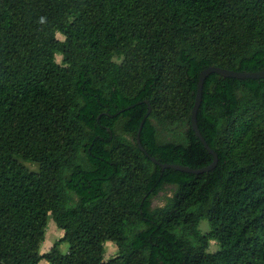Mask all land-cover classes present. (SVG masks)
<instances>
[{
  "label": "trees",
  "instance_id": "1",
  "mask_svg": "<svg viewBox=\"0 0 264 264\" xmlns=\"http://www.w3.org/2000/svg\"><path fill=\"white\" fill-rule=\"evenodd\" d=\"M209 66L264 69V0H0V264H264V78L205 79L212 170L136 144L147 100L149 156L212 162Z\"/></svg>",
  "mask_w": 264,
  "mask_h": 264
},
{
  "label": "water",
  "instance_id": "2",
  "mask_svg": "<svg viewBox=\"0 0 264 264\" xmlns=\"http://www.w3.org/2000/svg\"><path fill=\"white\" fill-rule=\"evenodd\" d=\"M212 73H216V74L223 76V77H230V78H235V79L264 78V69L261 71H256V72H240V71H234V70H230V69L220 68L217 66H209L200 72L198 79H197V83H196L194 102H193V106L191 108V113H190V126H191V129H192L194 135L199 139V141L204 146V148L212 156V162L208 166L202 167V168H190L188 166H183V165L160 163L154 157L148 155V153L141 146L140 139H139L141 128H142V125L144 123V120L146 119L147 114L150 113L149 102L147 100H145L144 103L148 106V111H147V114L145 115L144 119L140 122L139 128L137 130L136 144H137L138 148L140 149V151L145 153V155L153 163L160 166L162 169L172 168V169L182 171V172H186V173H190V174H201V173L210 171L215 167V165L217 163V154L214 152L213 149H211L208 146V144L206 143V141L202 137V135L198 129L197 120H196L197 110L199 108V105H200L201 99H202V89H203L204 81Z\"/></svg>",
  "mask_w": 264,
  "mask_h": 264
},
{
  "label": "rangeland",
  "instance_id": "3",
  "mask_svg": "<svg viewBox=\"0 0 264 264\" xmlns=\"http://www.w3.org/2000/svg\"><path fill=\"white\" fill-rule=\"evenodd\" d=\"M59 39H62L60 35H57ZM61 56L56 55V61L60 62ZM181 130V128H180ZM23 164L29 168L32 171H37L38 166L35 163H30L27 161H23ZM171 194L170 187H166L165 190H163L153 201H152V207H158L162 206L165 202V198L168 197ZM208 223L206 220H202L199 224V229L202 233H205L208 231ZM62 236V231L55 227V223L51 218L48 219L46 228H45V238L44 241L41 243L40 246V252L44 253L45 251L49 250L52 244L57 241ZM217 245L214 241L210 242L209 251H215ZM59 249L61 253L65 254L69 246L66 243H63L59 246ZM117 248L114 245V243L107 241L104 243V259L107 260L108 258H111L117 254ZM40 264H45L44 261H41Z\"/></svg>",
  "mask_w": 264,
  "mask_h": 264
},
{
  "label": "clouds",
  "instance_id": "4",
  "mask_svg": "<svg viewBox=\"0 0 264 264\" xmlns=\"http://www.w3.org/2000/svg\"><path fill=\"white\" fill-rule=\"evenodd\" d=\"M41 22L43 23V20H41Z\"/></svg>",
  "mask_w": 264,
  "mask_h": 264
}]
</instances>
